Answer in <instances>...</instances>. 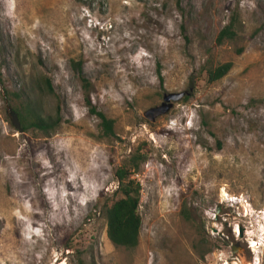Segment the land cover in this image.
Wrapping results in <instances>:
<instances>
[{
  "label": "rangeland",
  "instance_id": "rangeland-1",
  "mask_svg": "<svg viewBox=\"0 0 264 264\" xmlns=\"http://www.w3.org/2000/svg\"><path fill=\"white\" fill-rule=\"evenodd\" d=\"M0 65V264H264V0H0ZM40 77L62 117L50 137L7 116L6 93ZM134 154L142 226L125 249L105 210Z\"/></svg>",
  "mask_w": 264,
  "mask_h": 264
},
{
  "label": "trees",
  "instance_id": "trees-1",
  "mask_svg": "<svg viewBox=\"0 0 264 264\" xmlns=\"http://www.w3.org/2000/svg\"><path fill=\"white\" fill-rule=\"evenodd\" d=\"M237 31L234 21L225 27L218 35V42L226 39L234 40ZM72 67L82 82L81 62H72ZM232 67L231 63H226L210 71L208 80L217 82L225 77ZM2 66L0 65V72ZM162 82V78L160 77ZM26 90L24 88L17 93H6L11 96V102L14 103V111L17 113L21 128L25 131H37L45 137L52 136L62 124L60 106H56L54 115H49L43 109L41 98L54 97V89L51 80L47 77L35 79ZM92 115L99 120L100 130L104 138L114 136V122L108 119L102 112L91 109ZM143 162V157L139 154L131 155L126 164L115 171V177L118 183V194L120 198L114 201L105 210L106 234L108 240L115 247L132 249L138 245L142 221L138 212L140 203L141 186L134 179ZM67 249H71L69 246Z\"/></svg>",
  "mask_w": 264,
  "mask_h": 264
},
{
  "label": "water",
  "instance_id": "water-1",
  "mask_svg": "<svg viewBox=\"0 0 264 264\" xmlns=\"http://www.w3.org/2000/svg\"><path fill=\"white\" fill-rule=\"evenodd\" d=\"M184 96L185 94L183 92L163 95L162 102L159 104V106H155L147 110L144 113V117L148 121H155L157 118L166 115L173 108V105L180 102ZM7 116L11 122V125L18 131L19 134H22L23 129L21 128L18 115L11 107H7ZM217 213H219V210H217ZM232 252L234 254L237 252L235 246H233Z\"/></svg>",
  "mask_w": 264,
  "mask_h": 264
},
{
  "label": "bare ground",
  "instance_id": "bare-ground-1",
  "mask_svg": "<svg viewBox=\"0 0 264 264\" xmlns=\"http://www.w3.org/2000/svg\"><path fill=\"white\" fill-rule=\"evenodd\" d=\"M262 232V231H261ZM264 233V232H263ZM255 241V240H254ZM254 241H252V244H253V253H254V251L257 249V247H258V243H256V242H254ZM259 249V248H258ZM256 253H257V250L255 251ZM259 256V255H258ZM258 256H254V260H253V264H260V262H259V257Z\"/></svg>",
  "mask_w": 264,
  "mask_h": 264
},
{
  "label": "flooded vegetation",
  "instance_id": "flooded-vegetation-1",
  "mask_svg": "<svg viewBox=\"0 0 264 264\" xmlns=\"http://www.w3.org/2000/svg\"><path fill=\"white\" fill-rule=\"evenodd\" d=\"M237 247H242L243 251H247V249H246V245H245V246H240V244L237 242ZM235 248H236V247H235ZM253 258H254V257H253V254H250V255H249V259H250V260H254Z\"/></svg>",
  "mask_w": 264,
  "mask_h": 264
}]
</instances>
